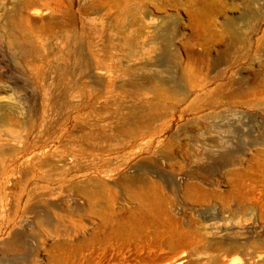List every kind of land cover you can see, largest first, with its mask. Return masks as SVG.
I'll list each match as a JSON object with an SVG mask.
<instances>
[{
	"label": "rangeland",
	"instance_id": "obj_1",
	"mask_svg": "<svg viewBox=\"0 0 264 264\" xmlns=\"http://www.w3.org/2000/svg\"><path fill=\"white\" fill-rule=\"evenodd\" d=\"M46 3L0 0V264H264V0ZM113 91L162 117L83 140Z\"/></svg>",
	"mask_w": 264,
	"mask_h": 264
},
{
	"label": "bare ground",
	"instance_id": "obj_2",
	"mask_svg": "<svg viewBox=\"0 0 264 264\" xmlns=\"http://www.w3.org/2000/svg\"><path fill=\"white\" fill-rule=\"evenodd\" d=\"M89 5H91V4H89ZM46 7L60 8L61 7L60 0H47ZM6 20L9 24L10 23L9 17H6ZM93 26L95 29L96 25H93ZM100 28H101V26H100ZM3 31H5V30H3ZM99 32H102V31H99ZM96 35L102 36V33L101 34L97 33ZM5 36H6L7 42L10 46L14 47L18 44L19 39H18V37L14 36V34L6 33ZM62 46L64 47L65 50L60 55V63L62 66H61L60 70L58 71L59 72L58 74L62 75V77H65L66 79H73V78H76L77 75L83 74L85 72V70L88 68V65L84 62L85 57L94 58V57H92L90 52L86 51L88 46L86 44H83L82 41H80L78 39L76 34H74V35L68 34L62 42ZM106 50H107V48L105 49V51ZM97 59H99V58H97ZM93 60H95V59H93ZM145 61H146V63L153 62L154 64H157V59H153L152 57L145 58ZM14 63L17 64L16 61ZM13 66H15V65H13ZM17 66H19V64ZM23 68L22 69L27 74L30 73L29 72L30 67L24 65ZM3 74H5V73H3ZM64 88L75 89V85L73 84V82L68 83L67 87H65V85H64ZM56 90H59V89H57L56 87H53L50 90V93L53 94ZM126 95H127V97L121 95L119 92L113 91L105 99H103V101L101 103L102 105H105V109L103 111H98L96 109L91 110L85 119L86 124H87V130L82 132L81 138L83 140L107 139V140H112L113 143H118L119 141H117V136H118L119 132H121V131L127 132V133H129L130 136L135 137L138 134V131H136L133 127L139 126V128H147L154 121H156L160 117H162L163 112H162V109L160 108L159 105H155L147 111H142L141 109L136 108L133 105V102H132V99L130 98V95L128 93ZM54 98H55V96H54ZM55 105H57V104H55ZM131 107H135L138 111L141 110L143 113L141 115H137L135 117L131 113ZM17 108L19 110V114L24 116L25 115L24 107L18 106ZM228 123H229V121H228ZM222 127H220V128H222ZM221 157L226 158V157H228V154L226 153V155H223ZM203 159H202V161H203ZM204 169H205V167H204ZM156 175L160 176L158 174H156ZM135 178L136 177L131 179L130 177H127L125 179H126V182L130 183ZM165 180H169V179H165ZM36 211L40 213V210H36ZM21 234H22L21 231H16L13 233V236L11 237V239L6 242L7 250L15 251L18 248L20 250H28L27 246L20 245L19 240L22 236Z\"/></svg>",
	"mask_w": 264,
	"mask_h": 264
}]
</instances>
